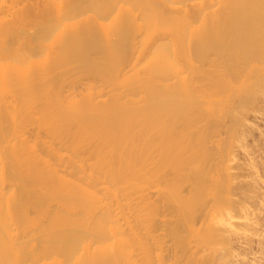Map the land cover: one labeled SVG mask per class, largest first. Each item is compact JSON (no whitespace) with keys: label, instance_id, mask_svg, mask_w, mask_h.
<instances>
[{"label":"bare ground","instance_id":"bare-ground-1","mask_svg":"<svg viewBox=\"0 0 264 264\" xmlns=\"http://www.w3.org/2000/svg\"><path fill=\"white\" fill-rule=\"evenodd\" d=\"M34 2L0 0V264H244L207 145L264 91V0Z\"/></svg>","mask_w":264,"mask_h":264},{"label":"rangeland","instance_id":"rangeland-1","mask_svg":"<svg viewBox=\"0 0 264 264\" xmlns=\"http://www.w3.org/2000/svg\"><path fill=\"white\" fill-rule=\"evenodd\" d=\"M12 1L4 0L3 10L8 11L6 20L11 18L13 10L18 12L26 6L29 7L30 3H35L32 6L36 8L37 3L35 0H21L17 5H11ZM12 6L13 10H10L9 7ZM237 107L238 101L234 99L229 104L230 109L236 110V122L232 132L227 130L231 119L224 118L219 130L213 131L208 138L207 146L212 148L211 152L215 154L210 176H213V179L223 177L226 181L225 197L233 215L229 221L230 225L226 226L230 231L227 235L230 239L227 249L232 250V255H238L244 264H264V91H256L252 102L245 108L238 110ZM216 169L217 173L214 172ZM147 194L152 202L160 199L157 189L148 190ZM206 199L207 208L214 206L210 197ZM161 211L164 212V209ZM241 214H244L246 219L244 216V219L237 216ZM159 220V223L172 222L174 218L165 216ZM160 233L162 232H157ZM193 246L191 243L190 247ZM206 252L203 248L200 255L198 254L199 257L208 254ZM177 257L178 264H185L184 256L178 254ZM228 259L229 257L227 261Z\"/></svg>","mask_w":264,"mask_h":264}]
</instances>
